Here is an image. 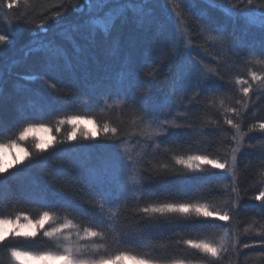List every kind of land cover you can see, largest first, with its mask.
Segmentation results:
<instances>
[{
	"label": "trees",
	"instance_id": "16d2710c",
	"mask_svg": "<svg viewBox=\"0 0 264 264\" xmlns=\"http://www.w3.org/2000/svg\"><path fill=\"white\" fill-rule=\"evenodd\" d=\"M76 2L82 4L83 0H28L27 3L25 0H19L18 5L12 9L0 7L2 17L0 34H9L12 40L11 44L0 48V122L4 124L0 142L7 143L9 139L15 138L17 126L22 118H34L33 122H38L37 130L29 134L27 141L21 142L22 146L32 153L33 159L9 169L8 173L0 177V214L14 216L23 212L36 218L42 211L48 210L57 216V223L63 222L66 216L80 224L81 229L90 226L89 219L95 210L85 201L95 194V190L87 185L84 176L88 168L100 167L106 163V158L113 151L107 145L112 144V141L106 140L103 135L91 140L83 139L77 130L76 140L67 141L64 145H56L45 153H39L34 148L32 137L45 140L52 137L56 140L65 139L73 131V126L68 123L61 125L59 120L71 115L96 121L95 125L85 123L79 128L96 130L101 123L111 122L119 125L121 130L129 135L138 131L141 126L132 125L127 114L121 117L117 114L118 109L109 110L104 104L109 96L113 98L108 101L109 103L119 99L115 94L123 92L121 72L127 69L134 72L137 77V84L133 89L135 95L139 97L150 90L151 95L160 102L156 114L161 119L175 118V123L182 125L170 128L167 135L156 137L155 140L161 142V147L155 151L153 140H146L143 135L131 137L130 144L135 145L131 149L133 152L140 150L141 145H136L137 140H140L145 148L141 171L145 168L151 169L153 165L157 167L168 165L165 174L158 171L145 173L146 179L139 205L207 202L221 212L229 210L232 218L230 221L216 219L202 223L201 221L205 219L203 217L185 218L179 214H169L139 220L130 211L136 206V202L130 201L129 211L125 213L127 218L122 217V224L131 230L127 237L129 242L121 241L117 244L109 241L106 245L108 252L127 250L134 255L147 254V258H193L199 254L184 244V240L203 238L211 234L214 241L219 243L220 237L228 231V236L225 237L228 241V251L222 254L221 264H264L259 254L261 237L256 235L257 230L264 231V228H259L260 225H264V216L258 207L261 202L252 199L258 194L253 187L256 170L260 167L258 150L245 147L242 159L238 157L240 159L238 175L244 170L245 164L248 168L240 175V192L244 199L234 209L224 192L223 186L229 184L231 179L226 169L204 166L206 171H190L176 164L173 159L174 155L219 154L223 162L228 144L232 143V146H235L234 142L224 139L225 135L232 132L224 123V119L227 117L241 122L236 115L225 111L230 107L241 108V105L235 103L236 99L249 104L245 124L264 121V95L257 97L256 92L259 90L254 89L252 99L249 101L242 97L235 86L227 83L236 73L247 78L249 67L245 63L248 59L247 49L241 47L238 50L240 56L236 57L231 53H222L217 44L212 42L206 44L204 38L197 34L199 26L190 15L185 43L191 41L195 59L215 66L214 57L228 55L231 57V66L224 63L218 66L217 70L225 79L210 80L196 102L189 103L190 91L184 95L182 103L179 100V93L176 101L172 102L168 97L172 92V84L177 80L178 67L183 57L173 62L170 56L162 55V49L171 47L174 31L169 13L163 6V0H143L144 4L149 5V11L152 13L150 22L141 24L134 15L129 14L126 22L117 23L110 37L91 35L88 31L81 30L73 32L70 39H65L63 29L57 28L55 21L48 18L54 12L66 8L62 21L65 27L82 22L85 16L75 12L71 7V3ZM218 4L228 8L229 0H218ZM201 10L229 30L234 27L228 13L221 11L220 8H210L203 0H199L192 13L199 14ZM42 20L47 22V34L38 29ZM13 24L14 29L10 27ZM235 28L237 37L240 32L247 31L243 21L237 22ZM114 40L119 42V49L115 54L112 52ZM49 41L62 50V57L53 61L56 65L55 70H46L48 57L45 52H29V49L47 45ZM252 42L258 44V38ZM196 45L200 47H195ZM202 48H206L207 51H202ZM192 62L184 61L185 64ZM153 68L158 69L154 79L147 76ZM253 70L264 73V64H256L253 60ZM41 76L42 79L26 78ZM45 81L55 84L56 88L50 87ZM220 99L225 101L223 107L220 106ZM169 103H172L171 110L167 107ZM121 118L123 123H120ZM217 122L226 130L225 133L221 134L216 127ZM40 124L50 131L40 128ZM249 143L256 141L245 137V145ZM18 151V148L7 149L5 160ZM65 185L68 186L66 190L56 192L57 188H64ZM41 190L55 194L42 198L36 195ZM231 199L234 200L235 197L232 196ZM81 208L86 210V215L81 213ZM143 215L138 214L141 217ZM50 226L55 225L45 224V228ZM245 228H249L247 234L244 233ZM237 238L254 244L255 247L243 249L237 258L233 255V245ZM73 239H77L75 235ZM22 242L42 250L50 248L55 250L52 242L43 237L42 233L38 234L35 242ZM79 242L89 245V248L93 242L103 243L98 239L95 241L83 239ZM161 244L167 247L162 248L159 246ZM103 254H105L103 249L99 253L90 250L85 253V257L98 258ZM0 264H9V257L3 251H0ZM26 264L34 262L28 261Z\"/></svg>",
	"mask_w": 264,
	"mask_h": 264
},
{
	"label": "snow or ice",
	"instance_id": "6c2138e0",
	"mask_svg": "<svg viewBox=\"0 0 264 264\" xmlns=\"http://www.w3.org/2000/svg\"><path fill=\"white\" fill-rule=\"evenodd\" d=\"M28 0H25L27 3ZM199 0H163V6L169 13V19L173 26V41L170 48L162 49V55L170 56L172 61L180 60L183 57L181 64L178 67L177 80L172 84V92L168 99L172 102L176 101L179 95V100L182 103L184 95L189 91L191 98L189 103L197 101V97L201 95L203 89L208 86L210 80L219 79L223 81L224 76L220 75L218 66L224 63L231 66V57L228 55L216 56L215 66H209L203 60H196L192 52L193 45L191 41L185 43L190 21L188 17L191 15L199 26L198 35L202 36L205 43L212 42L217 44L222 53H231L232 56L239 57L238 51L241 47L247 49L248 59L245 61L248 67L246 73L247 78H244L239 73L232 76L227 81L229 85L236 87L237 91L242 94L243 98L251 101L254 89L257 97L264 95V73L253 70V60L256 64H264V0H229V7L225 8L218 4V0H203L210 8H220L221 11L228 13L233 22L234 27L229 30L226 26L220 25L206 15L201 10L199 14H193L192 9L196 7ZM19 0H0V7L12 9L18 5ZM73 10L79 14H83L85 19L80 23H74L65 27L62 23L66 8H62L48 19L55 21L57 28L63 29L65 39H70L71 34L75 31L85 30L91 35H101L110 37L117 23L126 22L129 14L135 16L141 24L152 20V13L149 11V5L143 3V0H83V3H71ZM180 9V11H177ZM2 18V17H0ZM243 21L247 31H242L237 37L235 25L237 22ZM29 23L31 21H28ZM14 29L15 25L10 26ZM38 29L47 34V22L42 20ZM258 38V44L255 41ZM238 40V42H237ZM12 43L9 34H0V48ZM195 47H200L196 45ZM119 49V42H112V52L115 54ZM202 51H207L202 48ZM45 52L48 59L45 64L46 70H55L56 65L53 61L62 57V50L52 41L47 45H41L36 49H29V52ZM27 54V53H26ZM184 61H193L185 64ZM158 69L153 68L147 73V76L155 78ZM46 74V72H45ZM122 84L124 85L123 92L116 93L119 99L113 103L108 101L113 99L109 96L105 99V106L111 110L118 109V115L123 117L128 115L132 125L141 126L138 131H134L131 135L123 132L119 125H114L111 122H103L98 125L96 130L87 128H79L85 123L96 124L94 119L85 120L79 115L66 116L59 120V124L65 123L73 126V131L65 139L56 140L52 137L50 140H45L38 137H32L34 148L39 153H45L50 148H55L56 145H64L67 141L77 139V130L80 131L83 139H94L97 136L103 135L106 140L112 141V144L107 147L113 149L112 153L106 158V163L100 167H90L84 176L87 185L95 190V194L85 201L95 211L89 219L90 226H84L75 223L73 219L66 216L63 222L57 223V216L48 210L32 218L26 213L20 212L14 216L0 214V251H3L9 257V264H26L31 261L34 264H123L125 260L134 261L135 264H221L222 254L228 251V241L225 239L228 236V231L224 236H221L219 243L215 242L211 234L203 238H190L183 241L190 249L196 250L199 254L196 257L165 259L162 257L147 258L145 255H134L127 250H117L114 253H109L106 245L111 241L119 244L121 241L128 243L127 237L130 235V229L122 224V217L129 211V202L135 201L136 206L130 211L133 216H137L139 220H147L156 216H166L169 214H179L185 218H205L202 223L211 222L212 220L230 221V211H219L210 203H153L147 206H140L139 201L143 191V184L146 179L145 173L158 171L160 174H165L168 165L164 164L160 167L153 165L151 169L143 168L145 159V148L140 140L136 141V145H141L140 150L133 152L131 149L135 145L130 144V139L135 135H143L146 140H153L155 147L153 151L160 149L161 142L155 140L156 137L167 135L170 128L181 127L182 125L175 123V118L172 120L161 119L156 113L160 107V102L151 95L150 90L137 97L133 92L137 84V77L134 72L123 69L121 72ZM26 78H43L41 77H26ZM50 87L56 88L55 84L50 81H45ZM220 106H224V99H220ZM235 103L241 105V108L230 107L225 109L236 115L241 122L225 117L224 123L232 130L230 135H225L224 139L234 142L229 143L223 162L219 154H203V155H174L173 159L176 164L184 166L190 171H206L204 166L227 170L231 176L230 183L224 185L225 195L229 197L232 203V208H237L239 202L244 199L240 192V175L247 170L248 165H244V170H241L238 175L240 157L242 159L243 149H255L259 152L260 167L256 170V179L253 182V187L256 188L258 194L252 199L260 201L262 216H264V121H256L245 124L246 113L249 109V104L241 99H236ZM168 109H172V103L167 105ZM103 111V109H102ZM184 115V113H177ZM34 118H22L17 126L14 139H9L7 143L0 142V177L8 173L9 169L24 164L25 161L33 159L32 153L24 148L21 142L29 139V134L37 130V123L33 122ZM120 123H123L121 118ZM243 125V127H242ZM191 127V125H187ZM221 134L225 133V129L220 127L219 122L216 123ZM40 128L46 131L43 124ZM246 128V130H244ZM4 124L0 122V133L3 132ZM147 129V131H145ZM259 133V135H252ZM123 137V138H122ZM245 137L254 139L256 143L245 145ZM18 148L19 151L11 154V161L6 162L5 156L7 149ZM22 153V154H21ZM63 171V170H61ZM56 177H54L55 179ZM259 185L257 188L256 185ZM68 188H57L56 192L64 191ZM55 193H47L43 190L36 193L37 196L46 198L48 195ZM232 196L235 197L232 200ZM67 206V205H66ZM81 213L86 215V210L81 208ZM139 213L144 215L138 216ZM23 221V223H22ZM45 224L55 225L45 228ZM251 225H249V228ZM249 228L244 229L247 234ZM259 228H264L260 225ZM28 229V230H26ZM81 232L83 234H81ZM42 233L43 237H47L54 245L55 250H42L37 247H32L22 241L35 242L38 234ZM73 235L77 238L73 239ZM256 235L261 237L259 240V254L261 260H264V231L257 230ZM83 239H91L95 241H103V243L93 242L89 248L87 244H81L79 241ZM142 241H137L141 243ZM179 243V242H177ZM160 247H167L161 244ZM254 244L243 242L236 239L233 245V255L239 258L243 249L254 248ZM104 250L105 254L98 258L85 257L88 251L99 253Z\"/></svg>",
	"mask_w": 264,
	"mask_h": 264
},
{
	"label": "rangeland",
	"instance_id": "374dc122",
	"mask_svg": "<svg viewBox=\"0 0 264 264\" xmlns=\"http://www.w3.org/2000/svg\"><path fill=\"white\" fill-rule=\"evenodd\" d=\"M13 150L11 149V151H13ZM6 161L10 162L11 161V158L7 159ZM22 223H23V221H22ZM26 230H28V229H26ZM123 264H135V262L134 261H131V260H125L123 262Z\"/></svg>",
	"mask_w": 264,
	"mask_h": 264
}]
</instances>
